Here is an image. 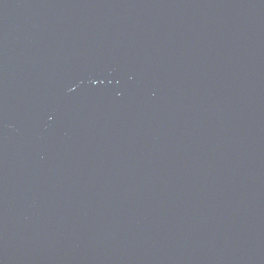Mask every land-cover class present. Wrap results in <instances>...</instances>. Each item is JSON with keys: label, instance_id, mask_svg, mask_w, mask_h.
Masks as SVG:
<instances>
[{"label": "water", "instance_id": "95a60500", "mask_svg": "<svg viewBox=\"0 0 264 264\" xmlns=\"http://www.w3.org/2000/svg\"><path fill=\"white\" fill-rule=\"evenodd\" d=\"M0 264H264V0H0Z\"/></svg>", "mask_w": 264, "mask_h": 264}]
</instances>
